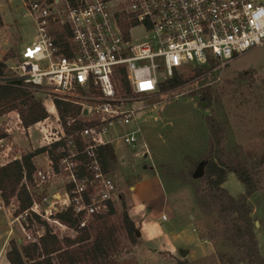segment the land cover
Segmentation results:
<instances>
[{"label": "built area", "instance_id": "1", "mask_svg": "<svg viewBox=\"0 0 264 264\" xmlns=\"http://www.w3.org/2000/svg\"><path fill=\"white\" fill-rule=\"evenodd\" d=\"M24 9L34 35L0 85L44 93L55 112L53 100L82 106L91 125L78 132V139L90 176H77L76 153L67 142L70 153L56 169L50 162L48 170L36 169L33 175L35 188L59 176L65 183L62 194L36 201L30 193L31 207L16 220L24 223L35 214L71 232L53 218L59 209L70 208L82 229L113 204L116 189L101 171L96 151L101 146L134 149L140 135L136 102L155 95L174 73L223 68L264 43V0H28ZM132 123L136 128L123 132ZM58 126L57 132L40 128V147L65 137ZM26 130L16 112L0 115V166L20 159L13 154V135ZM36 235L26 239L36 241L42 234Z\"/></svg>", "mask_w": 264, "mask_h": 264}, {"label": "rangeland", "instance_id": "2", "mask_svg": "<svg viewBox=\"0 0 264 264\" xmlns=\"http://www.w3.org/2000/svg\"><path fill=\"white\" fill-rule=\"evenodd\" d=\"M28 0H0V63L1 77H10L7 71L18 60L20 51L30 44L35 28L29 18L23 17ZM20 24V27L19 25ZM137 32H134L136 35ZM201 69V74L183 69V84L155 95L141 98L135 106L141 108L135 118L140 128L138 142L132 150H113L116 166L104 174L116 189L110 222L117 228V264H169L163 239L145 245L146 224H157L176 249V257L190 264H227L234 252L220 239L207 238L210 220L201 215L195 198V188L202 187L199 178H191L196 171L189 158L199 161L209 144L210 135L205 119L210 116L221 129L223 148L239 154L249 162L264 159V43L230 61L225 67ZM209 88V105L200 97L201 90ZM36 102L47 110V118L31 125L26 133L14 134L17 140L13 153L21 155L34 151L43 144L40 128L59 130L56 112L46 94L28 90ZM203 104V105H202ZM44 123V124H43ZM136 126L125 125L123 132ZM57 130V131H56ZM20 155V156H21ZM36 169L48 170L50 161L43 154L33 159ZM194 171V172H195ZM260 190L250 199L252 217L256 222L254 236L259 255L264 259V163L258 169ZM58 176L42 187L30 191L36 201L53 193L62 194L65 183ZM34 181V178H33ZM223 188L232 197L244 193L243 185L233 173H228ZM122 196V200L119 196ZM16 202L4 207L0 200V264H5L9 242L29 241L41 229L23 228L13 210ZM60 210V209H59ZM127 215L133 224L136 245L131 246L124 229ZM165 220H161V216ZM42 221L44 219L40 218ZM93 220L88 223L91 225ZM49 229L61 236H76L70 230H60L48 223ZM89 227V226H88ZM7 243V244H6ZM6 244V246H5ZM142 248V249H141ZM178 250L189 256L180 258ZM225 254V255H223ZM165 258V259H164Z\"/></svg>", "mask_w": 264, "mask_h": 264}, {"label": "trees", "instance_id": "3", "mask_svg": "<svg viewBox=\"0 0 264 264\" xmlns=\"http://www.w3.org/2000/svg\"><path fill=\"white\" fill-rule=\"evenodd\" d=\"M0 63V77L2 76ZM196 76L201 69H194ZM181 75L174 73L171 78L159 85V90L166 91L183 84ZM200 97L209 105L211 94L209 88L201 90ZM53 104L64 131L65 137L48 146L28 151L20 159L0 166V200L4 207H8L14 200L16 208L13 216L23 213L32 205L33 198L30 189L34 186L33 175L36 170L33 159L38 155H45L56 169L58 160L68 155L70 148L67 142H72V151L76 153L78 162L76 174L78 177L90 176L87 168L88 159L82 154L78 132L90 126L88 115L79 104L62 100H53ZM16 112L24 128H28L47 118V110L36 102L28 90L0 85V115L7 112ZM206 126L210 135L208 147L199 161L189 158L193 168L201 167L202 176L199 181L202 187H196L194 194L200 213L210 220L207 226V238L220 239L234 252L228 257L227 264H264L259 255L254 236V223L250 199L260 190L258 169L263 165L264 159L249 162L239 154L227 152L223 148V135L221 129L213 118L207 116ZM96 156L103 173L112 171L116 166V156L109 146H101ZM195 171V170H194ZM194 171L190 173L193 178ZM228 173H233L243 185L244 193L232 197L223 188ZM27 183V186L25 184ZM122 200V196H119ZM114 213L113 204L93 217L91 225L87 228H78V219L70 208L58 210L53 218L62 225L69 227L76 236H61L54 234L45 221L35 214H30L23 228L35 225L33 231L41 229L42 235L36 241L11 240L9 249L5 253L8 264H117L115 256L118 253L117 228L110 222ZM123 222L127 239L131 246L136 245V233L133 224L125 215ZM225 255V254H223ZM176 264H190L187 260L178 259Z\"/></svg>", "mask_w": 264, "mask_h": 264}, {"label": "crops", "instance_id": "4", "mask_svg": "<svg viewBox=\"0 0 264 264\" xmlns=\"http://www.w3.org/2000/svg\"><path fill=\"white\" fill-rule=\"evenodd\" d=\"M18 25L20 27V24H18ZM14 140L18 141L17 136H16V139H14ZM14 155L20 157L21 153H20V151H18V153L14 154ZM144 225H146L145 232H143L145 234V245H147L149 243H153V242L158 241L160 239H163L162 243H164L166 245L163 248L164 249L163 251H165L167 258L170 260L169 264H176L177 260L179 259L176 257V254H175L177 249L168 240H166L167 235L164 233V231L161 229V227L158 226L157 224H146V223H144ZM6 244H5V246H6ZM179 251L180 250H178V252ZM186 253H188V252H186ZM188 256H189V254L187 255V257ZM5 264H8L6 259H5Z\"/></svg>", "mask_w": 264, "mask_h": 264}, {"label": "water", "instance_id": "5", "mask_svg": "<svg viewBox=\"0 0 264 264\" xmlns=\"http://www.w3.org/2000/svg\"><path fill=\"white\" fill-rule=\"evenodd\" d=\"M203 105V104H202ZM203 172L201 167L197 168V170L194 172L193 178H200L202 176ZM254 226H256V222L254 223ZM139 233L136 232V236H138ZM180 258H185L187 253L185 251H179L178 252Z\"/></svg>", "mask_w": 264, "mask_h": 264}]
</instances>
